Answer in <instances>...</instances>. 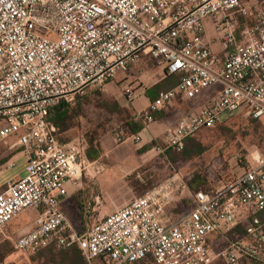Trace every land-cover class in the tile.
<instances>
[{"label":"built area","instance_id":"built-area-1","mask_svg":"<svg viewBox=\"0 0 264 264\" xmlns=\"http://www.w3.org/2000/svg\"><path fill=\"white\" fill-rule=\"evenodd\" d=\"M235 13L248 15L242 0H0V176L21 160L26 173L0 182V234L22 212L39 214L13 240L17 251L76 247L84 264H212V240H227L242 225L245 237L222 257L228 264L264 263V155L253 154L238 174L193 192L186 212L169 215L174 174L79 232L63 201L68 185L79 188L88 172L87 143L82 134L62 141L48 121L54 107L126 74L143 56L166 75H182L140 113L147 124L150 113L216 89L178 121L167 148L179 152L187 138L236 114L264 118V9L240 38ZM208 19L222 57L204 40ZM123 92L129 102L137 97L131 84ZM127 137L115 132L116 142Z\"/></svg>","mask_w":264,"mask_h":264},{"label":"rangeland","instance_id":"rangeland-1","mask_svg":"<svg viewBox=\"0 0 264 264\" xmlns=\"http://www.w3.org/2000/svg\"><path fill=\"white\" fill-rule=\"evenodd\" d=\"M242 4L248 10V15L246 17L239 13L233 15L237 34L245 27L253 26L256 14L260 9H264V0H242ZM104 85L91 86L85 89L83 94L75 95L71 102H62L70 109H74L76 114L73 120V128L70 133L62 135L63 139L71 137L70 134H89L97 129L101 132L110 131L114 136V133L119 130L120 114L111 111L103 103L101 90ZM208 91L212 92L209 96L212 97L216 89L211 88L204 91L192 101L203 98V95ZM192 101H176L173 106L162 110L164 112L162 118L156 120L157 122L153 120L147 125L153 123V126L162 128L167 121L175 123L180 117L191 111V107L186 104ZM112 104L113 101L110 102V107L113 106ZM180 107L183 109H179ZM77 111H79V115H77ZM192 137L202 145L204 148L203 153L191 159L176 162H171L165 156L166 151L170 150V148H167L166 138H158L147 149L139 148L141 143L133 140V150L138 148L136 152L137 168L133 170V175L127 178L130 180V184L133 185V193H135L133 198L145 194L176 174L179 178L175 181L178 189L174 192V201L168 208L169 215L186 212L190 208L193 191L208 189L209 185L225 180L231 174L230 172L238 174L248 164L253 154L260 153L264 155V118L254 121L241 114H236L214 128L203 129ZM116 143L118 144V142ZM171 152L173 156L178 157L177 153ZM24 166V161H19L15 168L0 176V182L15 176L24 177L26 174ZM95 171L97 172L96 164L88 165V174L82 177L80 185V190H83L82 193L72 195L63 208L73 228L79 232L84 230V223L91 225L110 214V212L103 211V209L98 211V205L94 201L99 196L97 187L93 183L96 176ZM192 179L197 182L192 183L195 185L194 188H190ZM181 181L186 183L185 189L182 188ZM123 186L124 189H126V186L128 187V185ZM38 216L37 211L28 209L12 220L3 230V233L0 234V264H58L62 261L61 258L65 255L66 249H59L53 245L34 253L20 252L14 248L13 240L28 232L34 226V221ZM243 235L241 229H236L227 235V240L220 236L215 237L212 240L214 255L212 264H228L222 257V252L227 250L230 244L243 239ZM239 264L264 263L241 258Z\"/></svg>","mask_w":264,"mask_h":264},{"label":"crops","instance_id":"crops-1","mask_svg":"<svg viewBox=\"0 0 264 264\" xmlns=\"http://www.w3.org/2000/svg\"><path fill=\"white\" fill-rule=\"evenodd\" d=\"M204 25L205 42L217 56L222 57V45L217 36L213 20H206ZM117 77V80L114 79L105 84L104 87H102L101 93L105 98L114 101L120 109L126 110L132 117H138L151 103L149 97L146 96V92L156 84L163 82L166 79V74L162 65L151 60L148 56H143L137 63L130 66L126 74H118ZM129 84L135 88L137 93V97L132 102L127 101L123 92V88ZM210 94H212V92L208 91L203 95V98L201 97L197 101L186 104L188 107H191L189 113L197 111L199 107L210 98ZM179 109L183 108L180 107ZM182 117L175 123L167 121V124L164 123L162 128L153 126V123L146 125L136 134L139 137V143H141L139 148L142 147L143 149L150 144L153 145L152 143L158 138H167L168 134L172 132ZM154 122L157 121L154 120ZM71 129L62 132V135L70 133ZM120 130L123 131L119 128V131ZM80 134L83 135V133L70 134L69 136L71 137L66 139V141ZM125 134L128 135V137L125 138L123 142H118L117 144L115 133L113 136L110 131L101 132L98 130L96 142L100 150L99 157L94 161H90L87 158L89 165L96 164L97 168V172L95 171L96 176H93L95 178L93 183L99 192V196L94 200L98 205V211L99 209H103V211L111 213L130 201L135 194L133 193V185L130 184V180L127 178L133 175V170L137 168L136 152L138 148L133 150V137H131L133 134ZM61 138L63 139L62 136ZM87 174L88 172L85 176H87ZM123 185H128V187L126 186V189H124ZM82 191L80 187L75 188L68 185V196L63 201V208L66 201L69 200L72 195H80ZM89 226L90 224L88 223L83 224L84 228Z\"/></svg>","mask_w":264,"mask_h":264},{"label":"trees","instance_id":"trees-1","mask_svg":"<svg viewBox=\"0 0 264 264\" xmlns=\"http://www.w3.org/2000/svg\"><path fill=\"white\" fill-rule=\"evenodd\" d=\"M242 30L238 31V34L236 33L238 38L241 36ZM181 78H182L181 74L166 75V79L163 82L156 84L146 92V96L149 97L151 102H153L160 91H165L174 87L181 81ZM102 99L104 100L103 103H105V107H107L111 111H115L120 114V122H119L120 128L125 133L136 135L147 125L146 117L144 114H140L138 117L135 116L132 117L126 110L120 109L114 101L112 104L113 106L110 107V102L112 100L105 98L103 94H102ZM78 112L79 111H77V115H79ZM163 114L164 112L160 110L157 112L150 113V116L152 117V120H158L163 116ZM240 114L245 116L244 113H240ZM75 116L76 114L74 109H70L66 104L61 103L50 111L48 116V121L52 123L54 126H56L60 130V132H65L73 128V124H74L73 120ZM247 118L254 121L259 120V119H252L250 117ZM97 131L98 129L89 134L86 133L83 134V137L87 143L86 155L90 161L96 160L99 157V153H100L99 146L96 142ZM61 140L66 141V139H62V138ZM147 148H149V146H146L143 149H147ZM171 151L177 153L178 157L173 156ZM203 151L204 148L202 147V145L193 137H189L185 140L184 148L181 151L178 152L176 150L170 149L166 151L165 156H167V158H169L171 162H176L178 160H186V159H191L195 156H199L200 154L203 153ZM232 174H229L226 179H228L229 176H232ZM195 182L196 180L192 179L190 188L195 187V185H193ZM259 218L261 219L262 222H264V211H262L259 214ZM236 229L237 230L241 229L244 234L243 236L245 237V229L242 225H239L238 227L235 228V230ZM64 253L65 255L63 256V258H61L62 261L59 262L58 264H84V259L80 251L76 247L66 249ZM139 264H153V263L150 260H147V261H142Z\"/></svg>","mask_w":264,"mask_h":264}]
</instances>
